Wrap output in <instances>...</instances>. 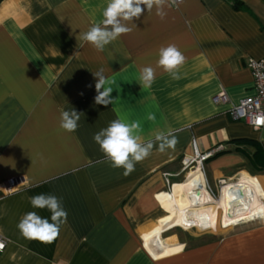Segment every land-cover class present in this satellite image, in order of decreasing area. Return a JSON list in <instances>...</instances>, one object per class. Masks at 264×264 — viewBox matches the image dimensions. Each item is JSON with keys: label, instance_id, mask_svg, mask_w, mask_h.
<instances>
[{"label": "crops", "instance_id": "1", "mask_svg": "<svg viewBox=\"0 0 264 264\" xmlns=\"http://www.w3.org/2000/svg\"><path fill=\"white\" fill-rule=\"evenodd\" d=\"M108 2L0 0V182L24 180L12 193L0 190V264H264V167L250 161L255 145L264 151V126L232 120L229 103L211 100L220 91L230 103L253 93L247 60L264 59V0H169L163 19L142 5L139 19L126 22L133 30L100 52L79 35L103 19ZM169 44L186 58L177 80L157 66ZM146 66L155 69L150 88L139 81ZM101 69L114 81L107 107L95 103ZM72 109L80 120L70 133L59 122ZM117 112L139 121L142 141L154 144L129 175L93 139ZM169 131L177 143L161 153L155 137ZM194 146L215 149L202 174L197 168L204 192L177 197L174 209L165 198ZM248 182L260 184L257 196ZM178 183L193 188L188 174ZM42 193L68 213L51 243L25 239L17 227L28 212L51 222L49 210L30 203ZM205 193L212 199L203 201ZM218 213L234 224L215 228Z\"/></svg>", "mask_w": 264, "mask_h": 264}, {"label": "clouds", "instance_id": "2", "mask_svg": "<svg viewBox=\"0 0 264 264\" xmlns=\"http://www.w3.org/2000/svg\"><path fill=\"white\" fill-rule=\"evenodd\" d=\"M169 0H109L103 9V19L91 26L86 32L80 33L79 39L91 44L97 51L103 52L105 47L116 41L122 34L130 33L133 29L127 26L126 22H132L133 18L139 19L146 6L148 12L156 8V15L164 18V6ZM184 0H171V4L179 5ZM159 59L157 66L163 68L172 79H180V69L185 63V56L175 44H169L159 49ZM97 78L95 89L97 95L95 103L107 107L114 104L111 93L114 81L103 74V69L94 72ZM155 80V69L146 66L140 69L139 81L143 88H150ZM116 111V109H113ZM148 120L154 121L155 115L149 113ZM80 113L72 109L62 111L60 114V129L66 132H75L78 128ZM142 131L139 121L126 122L117 112V119L113 120L109 126L100 130L93 137L99 145L101 152L107 160L111 162L113 168H123L124 175H129L135 170L137 163L145 160L154 147L153 141L143 142L140 132ZM171 137V139H169ZM159 143V151L165 152L169 148H174L177 140L172 132L158 133L155 137ZM32 207L47 209L51 213L49 219L42 218L36 212L26 213L19 221L17 227L20 234L28 240H36L41 243L53 242L60 233L61 226L67 223V211L63 208L61 200L55 195L38 194L30 197Z\"/></svg>", "mask_w": 264, "mask_h": 264}, {"label": "built area", "instance_id": "3", "mask_svg": "<svg viewBox=\"0 0 264 264\" xmlns=\"http://www.w3.org/2000/svg\"><path fill=\"white\" fill-rule=\"evenodd\" d=\"M247 67L250 70L253 78L254 91L251 95L239 99L236 103H230L226 93L224 91H220L219 93L213 95L211 100L215 104L229 103L230 107L228 109V113L232 120L243 121L250 125L253 129H259L264 126V59L249 58L247 60ZM214 150L211 149L209 151L199 153L194 146V157L191 158L187 156L182 160L183 170L188 168L189 172H191L198 168L199 172L202 174L201 162L212 155ZM222 181L223 179L219 180V192L223 186ZM23 183L24 180L20 176L9 177L0 182V190L4 193H12L22 186ZM233 224L234 222L227 225L222 224L221 226L228 227ZM5 246L6 240L0 236V252L4 250Z\"/></svg>", "mask_w": 264, "mask_h": 264}, {"label": "rangeland", "instance_id": "4", "mask_svg": "<svg viewBox=\"0 0 264 264\" xmlns=\"http://www.w3.org/2000/svg\"><path fill=\"white\" fill-rule=\"evenodd\" d=\"M188 172H189V169L187 168V169L184 170L182 176H180L178 179H176V180L173 181V182L177 183V184H174L172 186L171 196H172L173 199H177V197H180V199L188 201V196L186 195V192L188 190L195 191L199 187H200V189L203 188L202 186L193 184L190 181L189 178H188L189 179V182L193 186V189H189L187 187V185H185L183 183H180V184L178 183V182L184 181L187 178ZM212 192H213L212 194H213L214 197L212 195H211V197L216 198L218 196V193H219L218 190H216V191L213 190ZM211 197L207 193H205V194H203L201 196V199L203 201H207V200H211L212 199ZM176 202L180 203L179 201H176ZM221 215H222V213H218V219H217L216 226H215V228H217V229H223V228H225V227L221 226L223 224V223H221V220H220L221 219ZM190 229H191L190 231L193 232V233H201L203 231L212 230V228H206V229L201 230V229H198V228H195V227L190 228Z\"/></svg>", "mask_w": 264, "mask_h": 264}, {"label": "bare ground", "instance_id": "5", "mask_svg": "<svg viewBox=\"0 0 264 264\" xmlns=\"http://www.w3.org/2000/svg\"><path fill=\"white\" fill-rule=\"evenodd\" d=\"M188 178L190 179V181L195 184V185H199V186H202V183L203 181L200 179L199 177V174H198V171L197 169L196 170H193L191 172L188 173ZM248 184L250 185V187L252 188V190L254 191V195L257 196V194L261 191V186L259 183H252V182H248ZM226 189V187H224ZM193 189V188H191ZM199 188H197L195 191L199 190ZM176 190V189H175ZM228 190V189H227ZM227 190L223 193L224 195L221 197L220 201H222V203H225L227 201L226 199V193H227ZM232 190V189H231ZM195 191H192V190H188L187 193L188 194H192L193 192ZM201 191L204 192V189L201 188ZM186 193V194H187ZM166 202L169 206L173 207L174 209L177 208V205L180 204L178 202H176L172 196H171V192H168L167 195H166ZM187 204V203H186ZM198 204V203H196ZM226 210H227V215H228V208L226 207ZM261 217V214H258L257 217Z\"/></svg>", "mask_w": 264, "mask_h": 264}, {"label": "trees", "instance_id": "6", "mask_svg": "<svg viewBox=\"0 0 264 264\" xmlns=\"http://www.w3.org/2000/svg\"><path fill=\"white\" fill-rule=\"evenodd\" d=\"M250 161L253 165L264 167V151L260 150L258 145H255Z\"/></svg>", "mask_w": 264, "mask_h": 264}, {"label": "water", "instance_id": "7", "mask_svg": "<svg viewBox=\"0 0 264 264\" xmlns=\"http://www.w3.org/2000/svg\"><path fill=\"white\" fill-rule=\"evenodd\" d=\"M237 188H239L238 186H235V187H232L231 189L232 190H234L235 192H236V194H237ZM241 189V188H240ZM199 192L198 191H196V194H198ZM240 199L237 197L233 202H235V201H239Z\"/></svg>", "mask_w": 264, "mask_h": 264}]
</instances>
